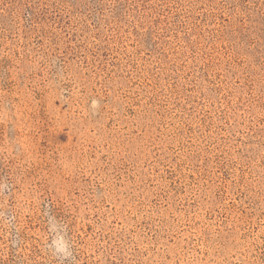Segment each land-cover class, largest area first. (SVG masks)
<instances>
[{
  "label": "rangeland",
  "instance_id": "obj_1",
  "mask_svg": "<svg viewBox=\"0 0 264 264\" xmlns=\"http://www.w3.org/2000/svg\"><path fill=\"white\" fill-rule=\"evenodd\" d=\"M0 264H264V0H0Z\"/></svg>",
  "mask_w": 264,
  "mask_h": 264
},
{
  "label": "clouds",
  "instance_id": "obj_2",
  "mask_svg": "<svg viewBox=\"0 0 264 264\" xmlns=\"http://www.w3.org/2000/svg\"><path fill=\"white\" fill-rule=\"evenodd\" d=\"M93 107L98 105V101H93ZM53 230H55L56 225H52ZM55 254L58 255L62 260L69 259L71 257V250L68 243L63 239V237H58L54 242Z\"/></svg>",
  "mask_w": 264,
  "mask_h": 264
}]
</instances>
